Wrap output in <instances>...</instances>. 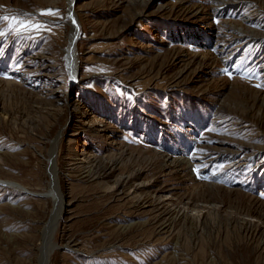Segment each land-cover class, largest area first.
Returning <instances> with one entry per match:
<instances>
[{"label":"rangeland","instance_id":"1","mask_svg":"<svg viewBox=\"0 0 264 264\" xmlns=\"http://www.w3.org/2000/svg\"><path fill=\"white\" fill-rule=\"evenodd\" d=\"M61 130L47 264H264V0H0V264L42 259Z\"/></svg>","mask_w":264,"mask_h":264},{"label":"bare ground","instance_id":"2","mask_svg":"<svg viewBox=\"0 0 264 264\" xmlns=\"http://www.w3.org/2000/svg\"><path fill=\"white\" fill-rule=\"evenodd\" d=\"M69 2L71 4V0H69ZM70 7H71L70 8L71 10L74 9L71 5ZM69 19L71 21L73 29L71 30V34L69 38L68 54L72 58L71 67L73 68V77H75L77 69H78L76 40L78 39L79 34H80V30H78V26H76L77 23L75 22L77 20L75 9L73 10V13L71 15L69 14ZM63 135L64 133L62 130L58 132V134L56 135V137L54 138L52 142L51 151L47 159L48 169H49L48 171L50 173L51 182L49 183V190L46 195L50 197L51 199H55L57 206H56V209L53 210V213L51 214L49 220L45 223L44 227L41 230V239H40L41 243L39 244V258L41 256L42 259L37 260L38 264H47L48 260L50 259L52 251H54V249L57 248L56 246L57 243L54 240V234L56 233V230L59 227L58 225L65 213V206L67 204V201L65 199L66 198L65 194H63V192L61 191V183L59 181L58 168L56 164V159H57L56 155H57L59 144H60V141ZM80 150L81 152H83L82 145L80 146Z\"/></svg>","mask_w":264,"mask_h":264},{"label":"snow or ice","instance_id":"3","mask_svg":"<svg viewBox=\"0 0 264 264\" xmlns=\"http://www.w3.org/2000/svg\"><path fill=\"white\" fill-rule=\"evenodd\" d=\"M49 13H51V10H49ZM21 26L25 28H36V29H39L40 27L39 25H24L22 22H21Z\"/></svg>","mask_w":264,"mask_h":264}]
</instances>
